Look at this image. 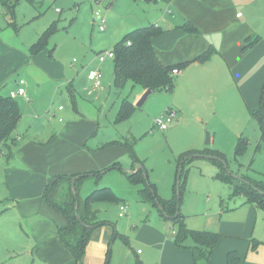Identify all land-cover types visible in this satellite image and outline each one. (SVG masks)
Wrapping results in <instances>:
<instances>
[{
  "label": "crops",
  "instance_id": "1",
  "mask_svg": "<svg viewBox=\"0 0 264 264\" xmlns=\"http://www.w3.org/2000/svg\"><path fill=\"white\" fill-rule=\"evenodd\" d=\"M124 2L128 5L138 4L141 13L137 22L125 24V28L134 29L153 23L164 30L152 39L158 59L165 65H180L188 61L186 65L177 66L175 73L171 71L174 79L171 91H177L179 86L187 89V96L178 98L174 93L170 99L177 112L183 115L185 109L193 106L202 114L212 115L210 120H217L220 114V120L232 123L233 128H240L245 117H251L250 112L259 106L264 81V0ZM100 3L107 4L104 33L111 26L114 13L119 14L118 8L123 2L100 0ZM238 13L241 15L237 16ZM186 22L195 27L196 32L181 27ZM6 24L17 29L16 24ZM39 36L37 32L31 38L32 41L24 43L7 42L0 35L1 94L9 95L8 92L17 86L19 77L26 80V96L16 97L21 98L22 102H18L21 116L12 133L15 138L11 147L13 157L7 160L5 150H0L3 155L0 160V264H76L70 250L61 244L56 231L57 226L65 223V218L43 199V190L54 175L102 170L122 153L118 145L121 143L116 141L112 133L107 140L89 146L91 137L97 135L100 126L99 115L87 114L86 117L83 112H79L73 81L65 77L68 68L59 59L53 58V50L48 43L37 53L29 52V46ZM255 36L258 41L242 50L244 40ZM209 47L214 50L208 58L194 60ZM105 61H95L94 68L101 71ZM85 81L91 89L87 76ZM61 83L70 93L72 111L61 103L57 106L53 102L46 105L47 99L51 97L50 92L56 93ZM100 89H103L102 86ZM143 91L141 89L137 97ZM94 97L98 98L99 95L95 94ZM117 109L118 103L110 117H115ZM131 116L129 119H132ZM210 120L205 119L203 125L212 134L211 141L215 140L217 134L216 129L207 126ZM113 124L117 125L114 121ZM256 125L258 133L254 128L253 133L260 134L257 121ZM245 131H235L234 137H248ZM127 170H135V167L132 165ZM217 213L208 212L206 215ZM209 221L206 219L205 224ZM186 225L196 226L191 222ZM248 225L249 220H244L230 227L222 226L219 222L215 224L216 227H203L218 230L220 236L222 230H225L224 234L233 236L246 235ZM96 229L103 232L86 243L82 264L106 263L104 234L107 230L104 226ZM151 229V239H142L148 251L137 249V254L141 256L135 264H194L191 250L177 247L173 236L169 238L165 234L161 223L157 222L156 227L151 226ZM125 242L128 243V240ZM245 244L242 243L239 248L235 243L218 246L211 253V261L214 264H226L227 252L235 250L242 264H264L245 255ZM249 246L250 241L247 248ZM126 262L132 264L127 258Z\"/></svg>",
  "mask_w": 264,
  "mask_h": 264
},
{
  "label": "rangeland",
  "instance_id": "2",
  "mask_svg": "<svg viewBox=\"0 0 264 264\" xmlns=\"http://www.w3.org/2000/svg\"><path fill=\"white\" fill-rule=\"evenodd\" d=\"M124 1L127 0H121L123 3L118 8L119 14L114 13L115 17L111 26L107 27L104 33L93 23V12L100 10L104 14L107 4L98 3L96 0H35L33 3L19 0L10 14L0 2V35L7 42L12 40L26 43L32 41L31 38L33 39L37 32L42 34L50 24L57 23V32L48 39V46L53 50V58L59 59L68 68L65 77L73 81L76 107L79 108V112H83L86 117H88L87 114L99 115L100 126L97 129V135L91 137L89 146H92V143L95 145L98 141H105L110 138L111 133L114 134L116 141L121 143L118 145L122 153L113 162H118L120 168L126 170L132 166V158L122 144L127 140L133 146L139 160L138 165L146 169L147 180L156 184V192L160 197L170 199L173 196L176 159L185 151L184 149H200L207 146L218 149L224 153L230 172L240 177L264 178V145L258 146L260 134L253 133V128L258 133L256 120L247 116L240 128H233L232 123L220 120V114L217 120H210L212 115L202 114L195 107L193 109V106L185 109L181 115L172 107L170 99L174 93L178 98L187 96L185 86H179L176 92L174 90L154 91L141 106L137 107L135 114L131 116L132 119L128 118L120 124H113L114 117L112 115L110 117V114L114 111L116 104L118 103L119 108L121 98L126 95L136 103L142 95L137 97L141 88L136 86L132 90L131 81H127L121 90L112 85L111 72L114 65L112 58H106L101 66L102 90H91L85 77L87 71L94 68L97 51L112 50L124 34L134 30L127 29L124 25L137 22L138 16L141 15L138 4L128 5ZM144 1L148 2V0ZM154 1L156 0H150V2ZM107 13L110 15L109 11ZM11 21L16 24L17 29L6 26V23ZM60 85L56 93L50 92L52 98L47 99L46 105L49 106L53 102L54 106H57L61 103L72 111L70 93L63 83ZM95 94L99 97L95 98ZM16 100L21 104V98ZM168 106L176 111V120L174 118L167 129L160 130L155 125L154 118L162 114ZM205 119L210 120L207 126L216 129L217 134L215 140H211L208 144L205 143L206 133L210 134V139L212 134L203 125V122H206ZM239 129L246 130L245 133L249 136L246 137L248 143L244 150L236 154L234 147L238 138L234 137V132H238ZM112 142L114 141H110ZM2 158L3 155L0 154V160ZM134 167L137 168L136 165ZM217 170L218 165L207 156L194 159L190 165L180 203V210L185 215V224L191 222L196 226L187 225L188 227L217 232L218 230L203 226L216 227L215 224L219 222L222 226L230 227V225L249 220L246 235L229 236L223 233L225 230H222V235L214 249L229 243L231 245L235 243L239 248L242 243H246L243 247L245 255L264 263V210L249 205L243 195H231V187L218 177ZM78 184L76 194L79 200H83L93 189L108 186L121 199L119 202L99 201L94 204V208L97 209V218L105 221L98 227L104 226L107 230L106 234L103 233L107 251L105 264H128L126 258L132 264L136 263V259L140 260L141 255L136 251L137 249L148 251L142 239H151L153 235L151 226L156 227L157 222L161 223L169 238L173 236L176 228L163 219L158 212V206L138 197L137 192L142 184L131 183L123 170L108 169L98 178L88 176L82 178ZM121 203L127 205L124 217L117 214ZM215 211L218 212L217 215H206L208 212ZM206 219L210 220L208 224H205ZM98 227L93 229L89 240H94L96 235L100 236L103 232L97 230ZM125 235L128 243L121 237ZM249 241L250 246L247 248ZM252 244L256 246L253 248Z\"/></svg>",
  "mask_w": 264,
  "mask_h": 264
},
{
  "label": "trees",
  "instance_id": "3",
  "mask_svg": "<svg viewBox=\"0 0 264 264\" xmlns=\"http://www.w3.org/2000/svg\"><path fill=\"white\" fill-rule=\"evenodd\" d=\"M27 1L33 3L35 0ZM0 2L3 8L10 14L19 0H0ZM8 24L15 25L12 21L8 22ZM181 27L189 32H196L197 30L188 22L182 24ZM57 29V23H52L45 28L38 39L29 46V52L37 53L41 51L48 43L49 37L57 32ZM163 32L164 30L158 25L150 23V25L134 28V30L124 34L119 41L115 43V46L112 48L114 65L111 75L112 85L116 89L121 90L127 81H131L132 90H134L136 86H139L142 90H172L174 79L171 71L176 69L177 66L186 65L188 61L182 62L180 65H165L158 59L152 39ZM257 39V36L246 38L242 50L251 47L258 41ZM213 50V47H209L207 50L198 54L194 60H204L208 58ZM1 88L0 86V91ZM259 102V106L250 112L251 117L257 121L259 128L260 138L258 146L261 144L264 145V81L262 83ZM135 109V102L132 101L128 95L123 96L113 119L114 123H122V121L130 118ZM20 116L21 110L19 109L16 98H11L9 95H4L0 92V150H5V158L7 160L13 157L11 147L15 142V138L12 136V133L17 126ZM247 143L248 141L246 138L239 137L234 147L236 154L241 153ZM122 144L132 158L133 167L138 165L139 160L134 152L132 144L127 140L122 142ZM207 155L214 156L210 158L214 164L218 165L217 175L231 187V195H243L247 203L253 205L256 209L264 210V178L254 179L248 176H241V178L244 179L243 181L233 177L221 161L223 160L226 164L224 153L218 149H211L207 146L200 150H185L178 155L176 159L177 167L174 180V194L170 199H164L157 194L156 184L147 180V171L142 166L139 167L137 172L132 173L127 169L120 168L118 162H112L102 170L92 171L91 173H62L52 176L48 183H46L42 197L55 211L65 218V223L56 228L61 244L70 250L76 264H82L85 245L92 231H94L93 229L104 223V221L97 218V209L94 208V204L99 201H120L109 186L93 189L83 200H79V198L77 199V194L76 197H74L71 181L74 179L73 184L75 191H77L78 183L82 178L88 176H95L98 178L101 174L107 172L108 169L118 168L126 173L131 183L142 184L137 192L138 197L159 206L158 212L163 219L167 221L170 226L176 228L173 233V242L176 246L182 249L189 248L192 253V258L194 259V264H214L210 256L218 243L217 241L220 234L205 229L199 230L188 227L185 224V216L180 210V203L182 201L181 193L185 188L187 171L194 159ZM180 163H182V170L180 172V184L177 193L176 177ZM76 201L78 203L75 207ZM121 237L124 242L127 240L126 236ZM255 246V244H252L253 248ZM226 264H242L241 258L235 250L227 252Z\"/></svg>",
  "mask_w": 264,
  "mask_h": 264
},
{
  "label": "built area",
  "instance_id": "4",
  "mask_svg": "<svg viewBox=\"0 0 264 264\" xmlns=\"http://www.w3.org/2000/svg\"><path fill=\"white\" fill-rule=\"evenodd\" d=\"M98 3H100V0H96ZM93 23L97 26V29L100 31H104L105 25H106V14H102L100 10H95L93 12ZM241 13H238L237 16H240ZM97 60L99 62H104L105 58H112L113 57V51L112 50H104L101 52L96 53ZM173 73L176 72V69L172 70ZM88 81L91 83V89H100L101 88V71L98 68H90L86 73ZM25 85L26 80L24 78H20L17 80V86L8 92L9 96L11 98L16 97H25ZM62 106L59 107V109ZM176 116V111L172 107L166 108L162 114L154 118L155 125L160 130H165L168 128L169 123L174 121V118ZM127 211V205L125 203H121L118 206V213L120 217H124L125 212ZM139 252V251H138Z\"/></svg>",
  "mask_w": 264,
  "mask_h": 264
},
{
  "label": "water",
  "instance_id": "5",
  "mask_svg": "<svg viewBox=\"0 0 264 264\" xmlns=\"http://www.w3.org/2000/svg\"><path fill=\"white\" fill-rule=\"evenodd\" d=\"M152 93V90H150V89H146L143 93H142V95L140 96V98L137 100V102L135 103V105L136 106H141V104L147 99V97L150 95ZM207 134V138H206V140H205V143L206 144H208V143H210V134H208V133H206ZM207 157H214V156H212V155H207ZM222 161V163H223V165L225 166V168L227 169V171L230 173V174H232L233 175V177H235V178H237V179H240V180H243L244 181V179H242L240 176H238L237 174H235V173H233L232 171L230 172L229 171V169H228V165L227 164H225V162L223 161V160H221ZM181 164L182 163H180L179 164V168H178V172H177V177H176V181H177V193H178V187H179V184H180V181H179V178H180V172H181V170H182V166H181ZM141 165H136V169L135 170H128L129 172H132V173H135V172H137L138 171V169H139V167H140ZM73 182H74V179L71 181V184H72V188H73V190H74V197H76V191H75V188H74V184H73ZM77 201H76V203H75V207H76V205H77ZM159 207V206H158ZM75 214H76V211H75Z\"/></svg>",
  "mask_w": 264,
  "mask_h": 264
}]
</instances>
